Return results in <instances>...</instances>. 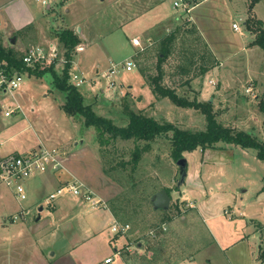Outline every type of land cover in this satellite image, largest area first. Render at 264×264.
Instances as JSON below:
<instances>
[{
	"label": "rangeland",
	"instance_id": "rangeland-1",
	"mask_svg": "<svg viewBox=\"0 0 264 264\" xmlns=\"http://www.w3.org/2000/svg\"><path fill=\"white\" fill-rule=\"evenodd\" d=\"M183 1H190L189 12L174 8L172 0H18L4 12L12 13L15 20L23 18L21 13L31 12L39 39L33 37L35 28L32 24V31L28 27L17 32L16 40L19 42L15 45L23 52L37 45L51 51L48 43L52 42L58 54L53 68L58 73L65 66L66 59L54 31L72 29L81 38L82 42L80 40L78 45L82 47L84 39L78 31V27H82L91 43L87 51L78 57L80 67L71 66L82 49L75 50L68 75L78 72L85 78L84 83L76 88L83 102L92 105L98 115L111 119L118 126L126 125L127 116L122 105L125 101L135 112L196 131L206 127L205 117L199 109L176 106L168 98L154 101L151 88L139 70L144 60H141V66L138 64L130 71L121 68V63L132 59L137 50L148 47L150 60L147 64L149 72L146 73L155 75L157 54L151 49L149 39H155L175 24L185 22L188 28L197 29L217 64L201 76L192 77V70L188 75L177 76L172 82L175 59L171 57L162 64L163 82L174 86L179 95L190 100L210 102L219 122L251 133L264 142V113L259 110L264 91V51L252 44L258 26L264 27V0ZM195 1L198 3L195 4ZM155 4L159 5L158 10L147 15ZM140 15L145 18L127 24ZM247 19H251L249 28L245 25ZM136 23L146 24L142 28L145 30L137 31L140 46L132 44L133 38L128 39L129 42L123 35V31H136ZM232 23H237L239 30L233 29ZM122 24L125 26L119 29ZM183 27L186 28V25ZM10 34L6 32V35ZM12 37H15L14 33ZM187 37L191 41L195 36L188 34ZM196 47L193 42L190 50ZM196 58L195 65H199ZM52 62H38L30 68L42 69ZM112 66L115 71L108 77L105 73ZM110 79L114 82L112 87L109 86ZM68 81L71 83L70 77ZM22 85L13 92V96L0 91V138H4L1 148L13 146L24 155L21 149L37 147L44 140L47 146L65 150V155L71 152V166L79 175L87 177L89 174L93 182L87 186L94 196L100 194L107 206L120 193L128 192L136 196L131 204L137 219H141L139 226L156 220L147 200L139 199L140 192L145 191L143 194L146 197L154 188L166 187L171 197L170 205L177 203L180 213H174L171 222L167 223L165 248L175 251L178 248L181 255L203 250L204 264L212 260V256L213 264H264V246L251 224L243 229L245 236L225 251L214 246L203 247V243L211 239L210 235L202 221L181 199L195 201L200 213V204L204 203L208 204L210 212H221L227 206H235L244 213L241 219H255L264 224V192H259V183L264 184V161L257 158L254 150L232 145L223 149L205 148L204 153L200 148L186 152L187 175L179 184L178 167L169 156V141L158 138L152 142L151 150L142 154L134 172L130 165L134 141L117 138L106 146H100L93 127L85 128L81 118L74 120L60 109L63 92L53 85L50 73L40 76L26 70ZM6 110L14 112L6 116ZM130 171L135 177L129 180L127 174ZM62 172L63 169L55 173ZM58 176L66 178V173ZM43 192L46 194L45 202L30 203L29 199L18 202L9 188L0 185V264H44L40 260L41 250L53 261L68 246L67 242L72 241L74 233L80 234L76 230L84 220H79L85 218L90 209L83 206L79 210L80 215L75 208L72 209L59 228L52 210L47 206L49 188ZM40 205L43 206L41 211L38 210ZM21 206L29 208V215L24 213L26 209L20 210ZM38 213L41 219L37 222L34 219ZM28 218L34 231L29 230L25 223ZM53 227H56L55 231ZM52 252H55L54 255H51ZM103 252L97 251L96 257ZM170 263L172 257L167 264Z\"/></svg>",
	"mask_w": 264,
	"mask_h": 264
},
{
	"label": "trees",
	"instance_id": "trees-1",
	"mask_svg": "<svg viewBox=\"0 0 264 264\" xmlns=\"http://www.w3.org/2000/svg\"><path fill=\"white\" fill-rule=\"evenodd\" d=\"M196 3H198V1H195V4ZM250 21L251 19L245 21L247 28L250 26ZM183 23L182 25L175 24L167 32L159 35L152 41L151 49L153 48V50H156L157 54V63H155L157 72L155 75L146 73L149 72L147 64L150 60L148 47L139 49L133 58L139 66L142 64L141 60H144V65L141 66L139 70L148 86L151 88L156 100L168 98L176 106L200 110L205 117L206 127L196 131L180 128L168 121L159 122L141 112H135L125 101L122 105L126 111V125L118 126L114 124L111 119L98 115L94 111L92 105L83 102L81 93L68 81L70 60L75 53L76 47L80 43V38L70 28L54 31V35L57 37L60 48L62 49V54L66 59V64L63 66L60 73L56 72L53 68L55 59L48 67L42 69L39 67L35 69L26 67L21 62L22 51L14 49L10 44L8 46H3L1 42L0 59H6L18 69L24 68L29 73L33 72L40 76L45 73H50L53 85L63 92L64 100L61 106L62 110L66 115L74 118V120L81 118L82 125H84L85 128L93 127L96 130V138L100 146H106L110 141L117 138L134 141L135 147L130 161L131 171H136L142 154L150 151L152 142L156 141L158 138H164L169 141V156L174 162L184 157L185 152L197 148L204 150L205 148H221L232 145L239 146L242 149H252L255 151L257 158L264 161L263 141L257 139L256 136L251 133L219 122L216 119L210 102H200L197 99L190 100L183 95H179L174 86L163 82L164 69L162 64L171 57L175 59V64L172 65L174 68L172 70L173 73H171L172 82H175L174 80L177 76L188 75L192 70V77L201 76L217 64L213 53L204 42L202 36L198 33L197 29L192 26L188 28V24H185V22ZM257 23L261 25L260 21H257ZM183 25H186V28H184ZM254 33L255 37L252 44L257 45L264 51V27L258 26ZM188 34L195 36L193 37L194 41L188 39ZM193 42H195L196 46L200 48L201 51L198 50L197 47L190 50ZM196 56V59L200 63L199 65H195L196 60L194 58ZM259 110L264 113V91L259 101ZM122 166H125V163H122ZM131 171L127 174L129 180L135 177V174L133 175ZM162 188L169 193L168 188ZM159 189L161 188H154L151 191L153 192L152 195ZM263 189L264 184L262 186V190ZM151 192H149L146 197L144 195L145 191L140 192L141 197H139V199L147 200L149 209L152 213H155L156 220L153 221V223L143 222L145 223L143 226L138 225L141 219H137V214L135 215L136 212L131 204L136 200V196L128 192L120 193L112 198L108 203V208L118 222L129 224L127 236H132L134 233H137L140 237H147L150 240H148L150 242H148L150 250L156 254L157 248H159V246H164L167 241V237H165L167 227L163 229L165 223H169L176 213H180V209L177 203L171 204L167 208H154L151 198H148ZM256 226L260 231V242L264 246V224L258 223Z\"/></svg>",
	"mask_w": 264,
	"mask_h": 264
},
{
	"label": "crops",
	"instance_id": "crops-1",
	"mask_svg": "<svg viewBox=\"0 0 264 264\" xmlns=\"http://www.w3.org/2000/svg\"><path fill=\"white\" fill-rule=\"evenodd\" d=\"M16 1L18 0H0V17H1L0 42L3 46H8L10 44L14 49L20 50L19 47H16L15 45V43L19 42V40H16L17 32L24 31L28 27L31 29L33 24L35 28L33 37H35L36 40L39 39V34L37 32L38 29H36L37 26H35V23L33 21L34 19L32 18L31 12L26 11L25 13H21V16L23 18L20 20H15L12 13L4 12V10L7 7H9L11 4H13ZM158 4H155L153 7L154 9H151L152 11L146 14L150 15L153 14L156 10H158L157 9L159 8ZM49 6L50 5H47V7ZM143 18H145L144 15L142 16L140 15L136 19L134 18L133 20L127 22V24L136 21L140 22V20H142ZM124 26L125 24H122L121 26L119 25L120 27L119 29H122ZM145 26H146L145 23H142L141 25L140 23H136V31L128 32V33L123 31L124 32L123 35H125V38L127 40L128 39L130 40V38L137 37L138 35L137 31L139 29L145 30L142 29L143 27L145 28ZM78 31H81L80 36L84 39V42L82 46L83 49L76 55V60H73V64L71 65L76 67H80L79 62H81V60L80 58H78L80 53L82 54V52L87 51V48L90 46L91 43V41L88 40L86 33L85 32L83 33L82 27H78ZM6 32H10L11 34L6 35ZM13 33L15 37H12ZM12 38H14V43L10 42V39ZM153 40L154 38L151 37L149 39V42L151 43ZM48 44H49L48 47L49 46L54 47L52 42H49ZM134 55L135 53L133 54V57ZM132 59L134 60L137 66V62L135 61V59L134 58ZM154 101H159V100L155 99ZM66 140H68V138ZM3 142H4V138L2 140L0 138V162L7 155L20 154L19 151L16 149V147L13 146H7L6 148L3 147L1 148ZM41 146H47L44 140L42 141V144H39L37 147L26 146V148L21 149V151L25 152L26 154L31 151L37 150ZM47 147H53V146H47ZM223 148H227V147L224 146L221 148L219 147L212 149H223ZM201 152L204 153L205 151L201 149ZM70 153L69 155L68 154L64 155L62 158L63 171H64L62 173H66V178L60 179L61 176L59 177L58 175H61L62 173L61 174L58 173L57 175L52 171H46L43 173H37L31 176L29 179H27L28 181V182L26 181L27 199H29L30 203L40 202V201L45 202L46 200L44 196L46 194L43 191L49 188V193H51L58 186L69 181H74V182L76 181L78 183H81L85 188L91 190L90 187H88L87 185H90L89 183L93 181L89 178V174L86 175L87 177H85L82 174L79 175V172L73 166H71L72 154ZM185 154L186 152L184 153V157ZM259 186H260L259 192L262 191L263 193L264 192V189L262 190L263 185L259 183ZM93 188L95 189V186ZM99 197L101 200L99 199ZM95 198L100 201L99 204H97L96 206H92L90 202L84 201L81 197L73 196L68 193L61 194L54 201H49V203L47 202L48 203L47 206L52 210L54 214L55 222L59 224V228H61V226L65 223L64 218L66 217V215H68V213L72 209L75 208L77 210L76 213L78 212V215L81 214L79 210L83 206H85L86 209L89 208L90 211L87 213L85 218H82L80 220L78 219L80 222L81 220H84V223L80 225L76 230L80 232V234H77V232L74 233V235L72 236V241L67 242L68 246L64 248L62 254L57 256L55 260L50 261L44 250H41V254H40L41 262H44V264H53V262H55V264H167L170 258L172 257V263L170 264H181V262L182 264H204V262L202 261V256H204L203 250L200 251L198 250V252L196 251V253L194 254L192 252H188L187 255H181V250L178 248L175 251V249H169V248H165V246H161V247L159 246L155 254L150 250L148 246V242L150 240L147 237L144 236L140 237L137 235V233H134L132 236L131 235L127 236V234L125 236L115 235L114 233L111 232L110 227L112 223L117 220L110 212L108 206L106 205V201L102 200L100 194L96 193ZM181 199L182 201L186 202L187 207L191 208V210L196 214V216L202 221L207 232L210 235L211 239L203 243V247L214 246L215 248L217 247L220 251H225L228 247H230L236 241L240 240L245 236L243 229L246 228L248 224H251L254 227V231L257 232L259 237L261 236L260 231L256 226L258 223L261 222L260 221L258 222L255 219H250L249 221H247L246 219L244 220L243 218L241 219V217L244 216V213L238 207L227 206L223 208L221 212L219 211L210 212L208 211V204L204 203V204H200V210H201L200 213L196 207L197 206L196 203H194L195 201L192 202V200H186L187 198L184 199L182 197ZM39 207H42L43 209V206L40 205ZM21 209H26L29 211V208H25L24 206H21L20 210ZM38 216L39 219H37ZM40 219H41V215L40 213H38L34 220L38 222L40 221ZM25 221H26L25 223L28 224V229L31 230L34 226L31 227V224H29L30 219L28 218V220ZM166 227L168 228L167 223H165V228ZM32 230L34 231V229ZM55 230L56 227H53V231ZM18 234L20 235V233ZM101 250L104 252L99 257H96L95 253ZM54 253L55 252H52L51 255H54ZM108 257H112V261L110 263H105L104 259ZM211 259L213 260V256ZM212 260L210 261L207 260V262L205 263L213 264ZM19 264H24V263L19 262ZM29 264H34V263L30 262Z\"/></svg>",
	"mask_w": 264,
	"mask_h": 264
},
{
	"label": "built area",
	"instance_id": "built-area-1",
	"mask_svg": "<svg viewBox=\"0 0 264 264\" xmlns=\"http://www.w3.org/2000/svg\"><path fill=\"white\" fill-rule=\"evenodd\" d=\"M188 3L189 1L172 0L174 8H181L185 12H189L191 10ZM232 28L238 30L239 26L237 23H232ZM132 44L140 46L139 38H133ZM142 48L143 47L140 49ZM76 49L81 50L83 47H79L78 45ZM49 50L51 51H46V49L41 46L31 47L22 52L21 62L26 67L32 68H34L38 62H52L57 58L58 54L55 52L53 47H50ZM135 67L136 63L132 59H127L121 63V68L126 71H130ZM25 71L26 69H18L13 64H10L6 59H0V91L13 94L15 90L22 86ZM114 71L115 68L112 66L106 71L105 75L109 77L112 73H114ZM69 77L71 79V84L75 87L80 86L85 81V78L80 73H73L69 75ZM113 85L114 82L110 79L109 86L112 87ZM17 108H19V106H17ZM12 112H14V110H6L5 115L9 116ZM64 155L65 150L59 147L47 146H41L37 150L24 155H7L0 162V185H4L9 188L18 202H23L27 199V179L37 173H43L46 171H52L55 173L57 170L59 171L63 169L62 158ZM64 193L81 197L84 201L90 202L92 206H96L100 202L95 198L90 190L76 181H69L58 186L53 192L48 194V199L49 201H54L57 197ZM21 213H23V210ZM24 213L27 214L28 210H25ZM163 229H165V226ZM110 230L115 235L125 236L128 233L129 224L114 221ZM111 261L112 257L104 259L105 263H110Z\"/></svg>",
	"mask_w": 264,
	"mask_h": 264
},
{
	"label": "water",
	"instance_id": "water-1",
	"mask_svg": "<svg viewBox=\"0 0 264 264\" xmlns=\"http://www.w3.org/2000/svg\"><path fill=\"white\" fill-rule=\"evenodd\" d=\"M10 42L14 43V38L10 39ZM175 162L178 167V183L181 184L184 182L187 175V160L185 157H181ZM151 200L154 208H167L170 205L171 197L164 188H161L154 193V195L151 197ZM41 209L42 207H39V210ZM37 219H39V216Z\"/></svg>",
	"mask_w": 264,
	"mask_h": 264
}]
</instances>
